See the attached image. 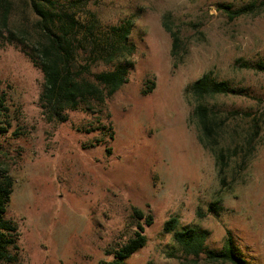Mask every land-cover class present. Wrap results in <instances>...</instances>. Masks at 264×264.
Listing matches in <instances>:
<instances>
[{
	"label": "rangeland",
	"instance_id": "374dc122",
	"mask_svg": "<svg viewBox=\"0 0 264 264\" xmlns=\"http://www.w3.org/2000/svg\"><path fill=\"white\" fill-rule=\"evenodd\" d=\"M251 1L90 0L103 24L131 21L134 66L102 105L68 110L57 124L41 115V71L0 42V94L12 119L0 135L14 179L6 217L20 233L14 264L111 261L138 223L147 241L126 264H229L184 255L163 229L172 216L175 230L207 231L208 248L220 250L230 236L241 258L264 264V6L232 20L218 8ZM165 15L181 37L175 64ZM208 71L236 89L210 101L221 121L216 147L230 156L224 187L185 95ZM215 201L219 210L209 211Z\"/></svg>",
	"mask_w": 264,
	"mask_h": 264
},
{
	"label": "trees",
	"instance_id": "16d2710c",
	"mask_svg": "<svg viewBox=\"0 0 264 264\" xmlns=\"http://www.w3.org/2000/svg\"><path fill=\"white\" fill-rule=\"evenodd\" d=\"M90 0H0V42L13 44L37 67L43 75L38 103L41 115L48 123L67 120V111L82 105L88 109L92 103L102 105L123 84L134 66L135 50L130 41L132 23L124 20L119 24H103L87 6ZM24 4V5H23ZM264 0L251 1L236 9L220 4L229 19L257 13ZM162 25L171 38L170 55L174 61L182 51L181 37L172 29L168 16ZM106 68L92 71L95 66ZM259 69L264 65L259 63ZM154 85L150 86L153 89ZM149 90H143L146 94ZM236 89L227 80H217L211 71L204 73L185 88L188 102L192 104L190 119L198 128V141L211 151L215 158L217 178L221 187L226 182L230 156L223 148H217V130L220 123L210 101L219 96L234 94ZM11 116L6 100L0 94V135L11 127ZM251 139H247V142ZM92 146V145H91ZM109 152V149H108ZM14 179L7 165L0 159V263L14 264L18 261L19 229L6 217L7 207L13 193ZM219 201L209 206L217 212ZM139 217L142 212L135 211ZM148 215L144 223L151 224ZM176 216L164 223L165 232H173V239L186 256L200 255L211 262L250 264L240 257L230 236L220 250L206 245L208 232L194 227L175 230ZM134 236L113 251V260L100 264H126L124 260L146 244L144 226L137 224Z\"/></svg>",
	"mask_w": 264,
	"mask_h": 264
}]
</instances>
